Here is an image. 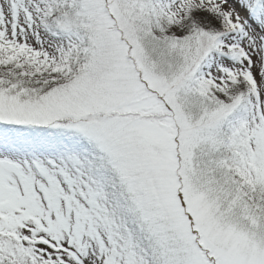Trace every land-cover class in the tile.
Wrapping results in <instances>:
<instances>
[{
	"label": "snow or ice",
	"instance_id": "obj_1",
	"mask_svg": "<svg viewBox=\"0 0 264 264\" xmlns=\"http://www.w3.org/2000/svg\"><path fill=\"white\" fill-rule=\"evenodd\" d=\"M0 264H264V0H0Z\"/></svg>",
	"mask_w": 264,
	"mask_h": 264
}]
</instances>
